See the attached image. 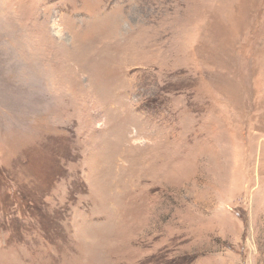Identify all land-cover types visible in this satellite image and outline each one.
Returning a JSON list of instances; mask_svg holds the SVG:
<instances>
[{"label": "rangeland", "instance_id": "1", "mask_svg": "<svg viewBox=\"0 0 264 264\" xmlns=\"http://www.w3.org/2000/svg\"><path fill=\"white\" fill-rule=\"evenodd\" d=\"M0 264H264V0H0Z\"/></svg>", "mask_w": 264, "mask_h": 264}]
</instances>
